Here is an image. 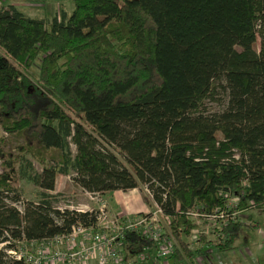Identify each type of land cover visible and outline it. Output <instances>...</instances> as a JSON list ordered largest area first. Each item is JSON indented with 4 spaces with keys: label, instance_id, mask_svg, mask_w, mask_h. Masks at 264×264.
<instances>
[{
    "label": "trees",
    "instance_id": "16d2710c",
    "mask_svg": "<svg viewBox=\"0 0 264 264\" xmlns=\"http://www.w3.org/2000/svg\"><path fill=\"white\" fill-rule=\"evenodd\" d=\"M71 3L51 18L0 8V129L20 139L15 158L0 150V264H23L5 252L19 242L94 223L96 211L53 204L55 178L71 174L89 193L136 188L183 263L194 254L187 211L264 209V0ZM18 176L36 201L21 200ZM241 228L226 221L214 249H231ZM117 245L130 257L154 242L125 231Z\"/></svg>",
    "mask_w": 264,
    "mask_h": 264
},
{
    "label": "rangeland",
    "instance_id": "374dc122",
    "mask_svg": "<svg viewBox=\"0 0 264 264\" xmlns=\"http://www.w3.org/2000/svg\"><path fill=\"white\" fill-rule=\"evenodd\" d=\"M8 4H12L17 10L28 17L33 18H51L54 15H58L60 10H63L66 14H69L72 10L71 0H0V8L5 7ZM40 56H38L32 66L31 72L34 76L37 75L38 62ZM223 97L222 92L215 95L214 100L206 101L205 108L208 111H215L220 107V101ZM20 143V139L7 135L0 129V150L2 152H9L13 158L16 157L15 146ZM27 161L30 163V167L26 168L28 174L38 173L40 166L32 160L28 155H24ZM20 170V165L18 166ZM6 171V170H5ZM4 171V172H5ZM3 172L2 160L0 159V173ZM71 175L64 176L58 175L55 178V187L51 191V194H55L53 198V204L59 207L63 205H71L73 208H77L79 211H97L98 208L104 209L109 215H131L133 212L120 209V205L116 204L114 198L111 197V192L94 193V195L86 194L81 191L73 181ZM15 189L20 193L22 201H36L38 199L39 189L26 178L18 176V180L14 182ZM143 192H146L143 190ZM138 190L135 189L131 195L130 201L125 203V199L122 200V207L135 210L141 203L137 196ZM147 194V193H146ZM133 195L138 199L136 203L133 201ZM5 202L10 203L9 199ZM227 205H233L232 198H228ZM21 205V204H19ZM18 205V206H19ZM146 206V205H145ZM153 209V208H152ZM151 208H147L142 213L152 211ZM160 231L164 230V218H159ZM194 223V227L191 231L190 237L187 239L189 247L194 252L190 259L186 260L192 262V264H217L215 255H218L220 259L230 260L231 264H235L239 261L240 264H264V209L251 207L244 208L236 211L233 214V220H239L242 222V228L239 231V236L233 242V247L225 252H217L214 249V245L220 242L222 239L221 227L228 221L223 215L221 217L201 215L197 218H190ZM203 234L206 240H209L211 244H204L197 238ZM18 245V244H17ZM199 249L209 251L207 253H197ZM152 252V250H150ZM201 257V258H198ZM171 264H177L174 258H169ZM185 262V261H184ZM222 262V261H220ZM130 264H150L146 262H135L133 258H129Z\"/></svg>",
    "mask_w": 264,
    "mask_h": 264
},
{
    "label": "built area",
    "instance_id": "2783aa9c",
    "mask_svg": "<svg viewBox=\"0 0 264 264\" xmlns=\"http://www.w3.org/2000/svg\"><path fill=\"white\" fill-rule=\"evenodd\" d=\"M149 195V192L144 189ZM86 194H89L86 192ZM150 196V195H149ZM19 212L17 204H13ZM58 210L68 209L79 211L71 205L59 207ZM103 208V207H102ZM98 208L92 225H73L65 234H56L40 242H19L15 249L6 250V254L21 261L23 264H130L129 258L135 262H149L150 264H171L169 258L172 253L173 242L160 235L159 218L161 209L153 204L150 212L133 215H109L104 209ZM233 214L225 210L213 213H202L200 208L189 210L186 215L197 218L201 215L210 217L222 215L232 220ZM125 231H136L154 242L153 247H141L137 254L124 257L117 245ZM2 244H0L1 246ZM152 250V252H150Z\"/></svg>",
    "mask_w": 264,
    "mask_h": 264
},
{
    "label": "crops",
    "instance_id": "0c3cea01",
    "mask_svg": "<svg viewBox=\"0 0 264 264\" xmlns=\"http://www.w3.org/2000/svg\"><path fill=\"white\" fill-rule=\"evenodd\" d=\"M135 189L136 188H133V189H130V190H126V191L115 190V191H112L110 193V195H111V197L114 198L115 203L120 205L119 206L120 209L127 210V211H129L131 213L133 212V214L142 213L141 211H145L148 207L145 206V204L141 201L139 193L137 194V196L139 197L141 203L139 202L140 206H138V207H137V203H136L138 201V199L133 195V201H134V203H136L135 204L136 205V209L135 210L128 209V208H126L127 206H123L122 207V204H121L123 199H125V203L130 201V198H132V196H130V195ZM80 190L86 193V191L82 190L81 188H80ZM128 193H130V195H128ZM89 194L94 195V193H89ZM133 214H131V215H133ZM208 251H209V249L208 250L204 249L201 252L207 253ZM198 258H201V257H198ZM214 258H215L217 264H231L230 260L228 261V260L225 259V261H224V259H220L218 255H215ZM189 261H191V259ZM189 261H185L183 263H177V264H192V262H189ZM220 261H222V262H220ZM200 264H202V263H200ZM235 264H240V263H239V261H237Z\"/></svg>",
    "mask_w": 264,
    "mask_h": 264
}]
</instances>
